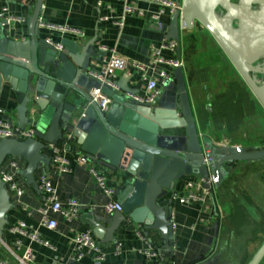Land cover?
Segmentation results:
<instances>
[{
    "label": "crops",
    "instance_id": "0c3cea01",
    "mask_svg": "<svg viewBox=\"0 0 264 264\" xmlns=\"http://www.w3.org/2000/svg\"><path fill=\"white\" fill-rule=\"evenodd\" d=\"M35 1L0 0V12L5 7L8 15L25 19L23 22L3 26L9 40L29 39L27 19ZM136 6L141 13L136 11L125 14L123 26L119 29L113 24V20L122 14V4L119 1L103 0L101 7L97 8L93 0H42L39 20L44 26L40 25V36L57 44L66 39L77 40L79 45H83L94 39V51L98 45H105L115 48L127 60L148 63L151 47L158 46L166 38L165 32L171 15L165 8L147 2H138ZM160 9L164 12L159 13ZM102 15L107 19L99 20ZM158 23L162 24L161 29L158 28ZM45 25L78 29L84 35L76 38L70 32L47 29ZM179 36V53L162 50L161 55L168 59H177L178 55L177 60L183 71L199 133L210 138L214 144L226 142L229 146L241 147L243 151L263 149L264 109L215 39L197 21L191 28L181 29ZM92 60H97L96 56ZM158 68L165 66L159 65ZM123 74L129 77L127 87L136 89L137 94L144 93L145 82L138 72L119 71L115 79ZM8 87L4 85L0 93V120L17 125L16 101ZM115 93L117 96L122 95L120 90ZM175 98L176 83L172 77L160 89L151 108H174ZM112 101L111 97L107 111ZM113 108L118 107L113 105ZM68 149L73 155L82 153L75 141L68 145ZM45 154L50 155V150ZM19 165L21 170L24 163L19 160ZM97 168L114 188L117 199L118 182L115 173L99 166ZM1 169L14 175L17 184L24 191L20 196L9 191L12 205L6 213L7 224L3 238L0 239V261L16 263L12 252L16 251L14 241L20 240L21 249L26 246L34 253L31 264H93L90 256L80 261L73 260L69 243L74 232H92L91 220L107 224L112 215L103 210L107 197L89 176L87 166L71 161L70 171L64 173L58 172L51 164L38 166L36 180L41 174H45L56 187L61 202L74 198L80 205L78 218L71 222H66L58 213L48 212V216L57 222L54 229L40 225L41 215L37 210L43 205V192L27 186L18 172L10 168L8 160ZM201 183V179L197 177L176 180L163 202L168 201L172 192L182 194L187 189L195 191ZM245 185L258 188L259 191H247ZM203 186L204 184L201 187ZM215 190V204L210 209L196 203H170L173 222L176 224L173 229L174 254L171 258L158 252V258L146 259L139 250L152 245L158 251L162 239L156 230L149 231L147 236L142 234V238L136 233L138 226L130 223L127 229L121 228L114 234L115 242L102 243L96 239L106 252V259L102 264H195L198 258H211L213 264H248L258 242L264 239V159L240 161L228 166V176L218 187L215 186ZM22 207L30 212L24 211ZM17 222H23L26 232L37 230L47 244L30 242L25 236L12 233L10 227ZM215 222L218 224L216 231ZM118 243L122 246V252L115 255L113 246Z\"/></svg>",
    "mask_w": 264,
    "mask_h": 264
},
{
    "label": "water",
    "instance_id": "95a60500",
    "mask_svg": "<svg viewBox=\"0 0 264 264\" xmlns=\"http://www.w3.org/2000/svg\"><path fill=\"white\" fill-rule=\"evenodd\" d=\"M175 2L180 8L169 18L166 39L179 41L181 29L199 22L264 109V79L259 82L255 78L264 76V65L257 63L264 58V0ZM41 5L42 0H36L28 16L27 40H9L0 22V93L4 85L9 86L16 101L17 125L34 129V136L23 141L0 139V167L8 158L22 161L24 167L18 174L27 186L40 191L38 166L50 164L51 157L45 153L70 130L79 150L95 165L115 173L118 182L116 197L121 210L112 213L107 224L91 220L96 239L115 242L114 234L131 223L140 226L144 236L156 230L162 239L158 252L171 258L174 230L170 202L163 200L175 181L194 177L206 181L211 175L218 187L228 176V166L264 159V148L243 151L226 142L214 144L202 136L181 66L171 72L176 83L174 108L152 109L128 99L127 94L137 90L126 86L129 77L123 74L114 82L122 95L102 85V91L113 101L109 111H101L89 95L99 85L89 74L95 70L91 65L96 56L94 39L83 45L65 39L61 42L65 51H57L40 36ZM11 205L10 193L0 178V239ZM217 227L215 222V231ZM263 255L264 241L248 264H259ZM213 262L198 258L195 264Z\"/></svg>",
    "mask_w": 264,
    "mask_h": 264
},
{
    "label": "built area",
    "instance_id": "2783aa9c",
    "mask_svg": "<svg viewBox=\"0 0 264 264\" xmlns=\"http://www.w3.org/2000/svg\"><path fill=\"white\" fill-rule=\"evenodd\" d=\"M103 0H93L94 5L99 8L102 5ZM122 4V14L119 18L113 20V24L119 29L123 26V18L125 14L132 12H140L137 10L136 3L147 2L149 4L158 5L165 8L168 14H172L174 9L180 8V5L172 0H115ZM164 10L160 9L159 13H163ZM141 13V12H140ZM107 19L106 16H100L99 20ZM24 18H18L7 14V8H2L0 12V22L2 26H10L14 22H23ZM40 22V20H39ZM40 25L44 26L41 22ZM47 29H59L72 33L76 38L83 37L84 33L78 29L69 28H56L55 26L45 25ZM162 24L158 23V28H162ZM47 42L53 46L57 51H63L61 44L54 43L49 38ZM178 41L173 39L164 38L158 46H152L150 51V60L148 63H140L127 60L117 53L115 48L105 45H98L96 47V59L92 60L91 65L94 67V71L89 74L94 77L99 85L90 90L89 95L92 102H94L101 111H107L111 103V97L102 91V85H106L114 90H118L114 84L117 72L119 71H136L140 74L141 80L145 82L143 94H127L128 99H132L136 103L143 105H152L160 94V89L167 85L172 79V70L180 66V62L177 59H168L161 55L162 50H169L175 52L178 47ZM159 65L165 66V68H158ZM169 68V69H168ZM263 75H256L257 81L261 82ZM264 77V76H263ZM2 108H0V113ZM34 136V129L32 127L21 128L19 125H14L8 122L0 120V139H15L19 141L26 140ZM74 141L70 130L64 133L62 139L56 144L50 146V164L54 169L60 173L70 171V162L73 161L78 165H86L89 176L94 180L96 186L102 190L107 197V201L103 205V210L112 214L115 211L121 210V205L115 198V190L108 184L106 176L100 171L97 166L91 162L83 153L73 155L68 149V145ZM8 164L12 170L18 172L20 170L19 160L16 158H8ZM0 178L6 185L8 191L14 192L16 196H20L23 193L22 186L18 185L14 175L1 169ZM202 183L197 185L195 191L185 190L182 194L178 192H172L168 197V201H178L181 204H200L205 209H210L211 205L215 204V185L214 179L210 175L206 181L201 180ZM208 184L207 187L202 184ZM37 185L41 192H43L45 199L43 205L37 210L40 215V225L50 229H54L57 222L48 216V212L60 214L66 222L78 218L80 213V205L74 198L61 202L58 198L57 189L48 179L45 174H41L37 178ZM26 212H30L26 207H22ZM170 215L172 218V228L175 229L176 224L173 222V214L170 209ZM23 222H17V224L10 227L12 233H17L21 236H25L30 242H38L47 244L40 237L37 230L26 232ZM136 233L142 237L141 227L138 226ZM143 238V237H142ZM69 243L72 249V259L80 261L86 256H90L93 264H102L106 259V252L104 248L97 242L93 233L90 230L74 232L70 237ZM16 251L12 252L16 263L15 264H31L34 260V253L29 247H22L20 240L14 241ZM122 252V246L120 243L113 246V253L118 255ZM139 252L146 259L158 258V251L152 245H147L145 248L139 250ZM0 264H10L6 261H0ZM163 264V263H159Z\"/></svg>",
    "mask_w": 264,
    "mask_h": 264
},
{
    "label": "flooded vegetation",
    "instance_id": "af4514ba",
    "mask_svg": "<svg viewBox=\"0 0 264 264\" xmlns=\"http://www.w3.org/2000/svg\"><path fill=\"white\" fill-rule=\"evenodd\" d=\"M260 65H264V58H261L260 61H258ZM255 235H259L258 233H255ZM264 239L260 240L257 244V247L254 250V253L252 255V257L254 256V254L257 252V250L260 248V246L262 245ZM259 264H264V255L262 257V259L260 260Z\"/></svg>",
    "mask_w": 264,
    "mask_h": 264
},
{
    "label": "rangeland",
    "instance_id": "374dc122",
    "mask_svg": "<svg viewBox=\"0 0 264 264\" xmlns=\"http://www.w3.org/2000/svg\"><path fill=\"white\" fill-rule=\"evenodd\" d=\"M258 61H260V60H258ZM257 63L259 64V62H257ZM263 79H264V77L262 76L260 80H263ZM245 186H246V188H247V189H246L247 191H250V192H253V191H254V192H257V191H259L258 188H254V187H252V186H248V185H245Z\"/></svg>",
    "mask_w": 264,
    "mask_h": 264
}]
</instances>
